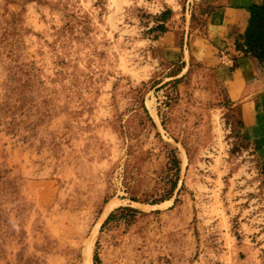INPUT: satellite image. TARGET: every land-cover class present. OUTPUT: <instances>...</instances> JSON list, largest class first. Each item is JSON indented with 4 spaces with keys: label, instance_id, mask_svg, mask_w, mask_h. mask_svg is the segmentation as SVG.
<instances>
[{
    "label": "rangeland",
    "instance_id": "rangeland-1",
    "mask_svg": "<svg viewBox=\"0 0 264 264\" xmlns=\"http://www.w3.org/2000/svg\"><path fill=\"white\" fill-rule=\"evenodd\" d=\"M211 3L0 0V264H264L256 147L149 40Z\"/></svg>",
    "mask_w": 264,
    "mask_h": 264
},
{
    "label": "crops",
    "instance_id": "crops-1",
    "mask_svg": "<svg viewBox=\"0 0 264 264\" xmlns=\"http://www.w3.org/2000/svg\"><path fill=\"white\" fill-rule=\"evenodd\" d=\"M264 0H212L207 9L169 10L164 28L150 33L153 51L160 60L187 70L188 80L208 74L218 83L219 96L233 113L240 136L254 145L264 175V66L248 51L246 31L253 5Z\"/></svg>",
    "mask_w": 264,
    "mask_h": 264
},
{
    "label": "trees",
    "instance_id": "trees-1",
    "mask_svg": "<svg viewBox=\"0 0 264 264\" xmlns=\"http://www.w3.org/2000/svg\"><path fill=\"white\" fill-rule=\"evenodd\" d=\"M251 11L250 23L246 31V43L248 51L264 66V3L253 5ZM168 13H170L169 10L154 16V25L148 29V32L164 28L161 21L167 18ZM131 210L136 211L134 209Z\"/></svg>",
    "mask_w": 264,
    "mask_h": 264
}]
</instances>
